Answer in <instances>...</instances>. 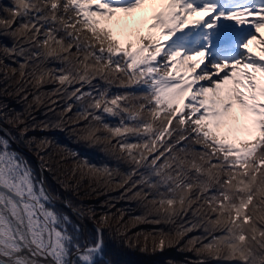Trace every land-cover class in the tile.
Returning <instances> with one entry per match:
<instances>
[{
  "label": "snow or ice",
  "instance_id": "1",
  "mask_svg": "<svg viewBox=\"0 0 264 264\" xmlns=\"http://www.w3.org/2000/svg\"><path fill=\"white\" fill-rule=\"evenodd\" d=\"M8 11L0 27L16 46L4 51L25 58L12 73L30 78L34 102L75 98L69 119L84 122V139L129 165L85 160L83 175L130 193L157 223L190 213L177 237L202 226L210 239L199 251L210 257L264 264V0H14ZM50 83L51 94L39 91ZM114 84L124 91L111 93ZM10 122L27 133L19 115ZM102 247L78 242L0 138V264H96Z\"/></svg>",
  "mask_w": 264,
  "mask_h": 264
},
{
  "label": "trees",
  "instance_id": "2",
  "mask_svg": "<svg viewBox=\"0 0 264 264\" xmlns=\"http://www.w3.org/2000/svg\"><path fill=\"white\" fill-rule=\"evenodd\" d=\"M13 5L14 0H0V18H7L10 15L8 9ZM14 46H16L15 38L10 32H5L0 27V124L10 130L21 147L40 158L50 191L69 200L100 229L103 247L101 253L95 258L96 264H237L235 260L210 257L199 251L202 244L210 239L206 236L202 226L177 237L181 225L191 226L193 218L190 213L175 222L160 220L157 223L156 215L149 214L144 204L139 200L130 199V193H125L123 189L116 188L115 185L105 188L95 184L89 176L83 175L84 177L80 178L72 171L63 175L58 174V171L54 170L53 157L49 155L52 148L55 149L56 154L64 156L67 161L73 163V168L77 173L80 170L79 165L85 160L97 166L106 165L119 168L121 172L128 169L129 165L117 160L103 143H90L84 139L80 130L84 122L73 123L79 107V102H76L75 98L69 99L62 94L49 95L44 103L37 105L34 102V94L39 93L30 78H21L18 73L15 75L12 73V69H18L19 65L25 62V58L4 51L5 48ZM93 83L97 89L106 86L103 81ZM21 86L24 90L18 91ZM56 87L58 85L50 83L44 85L39 91L51 94ZM85 90L92 91L87 85ZM123 91L124 89L119 84L111 86L113 94ZM67 104H73L71 113L64 112ZM17 115L28 125L27 133H23V125L10 122V119ZM105 119L112 125L119 123L118 118L106 116ZM57 124L60 126L56 127ZM28 136H32V139L27 140ZM244 138L250 139V137ZM45 141L47 143H44ZM10 146L15 148L12 144ZM23 155L33 167L37 177L40 178L36 161L30 155L24 153ZM45 156L47 159L44 158ZM53 205L58 212L66 214L71 220L69 231L73 235L80 233V239L84 240L83 229L73 215L54 202ZM131 216L143 218L135 220L138 224H136L137 229L131 230L124 226L121 228L123 220ZM105 217H107L106 222ZM116 217L117 220L113 222ZM74 227H76L75 230ZM87 232L89 244L94 245L99 240V231L88 225ZM135 235L141 237V240L134 238ZM197 237L201 238L199 243H190ZM161 238L165 239L163 248L159 246Z\"/></svg>",
  "mask_w": 264,
  "mask_h": 264
},
{
  "label": "rangeland",
  "instance_id": "3",
  "mask_svg": "<svg viewBox=\"0 0 264 264\" xmlns=\"http://www.w3.org/2000/svg\"><path fill=\"white\" fill-rule=\"evenodd\" d=\"M194 19H207V15L206 14H204V15H201V16H199V17H195ZM254 46H256L255 44H253V46L252 47H254ZM256 48V47H255ZM257 49V48H256ZM257 51H258V49H257ZM203 65H201V67H202ZM11 82H13V81H11ZM57 113L59 112V109L56 111ZM10 136L16 141V139H15V137L13 136V134L10 132V130L9 129H7V128H4L1 124H0V138H4V139H7L8 140V142H9V145L10 144H12L13 146H15L14 145V143L11 141V139H10ZM30 139H32V136H28V138H27V140H30ZM16 143L18 144V142L16 141ZM19 145V144H18ZM19 147L21 148V149H23V150H25V151H27V152H29V153H31L30 151H28V150H26L25 148H23V147H21L20 145H19ZM43 147H44V145H43ZM10 148L13 150V151H15V152H17L20 156H21V158H23L25 161H27V159L24 157V155H23V153L24 154H27V153H25V152H23L21 149H19V148H17L16 146H15V148H12L11 146H10ZM45 148V147H44ZM32 155H34L35 157H37L39 160H40V158L38 157V156H36L35 154H33V153H31ZM28 155V154H27ZM49 155L51 156V157H53V160H54V163H53V166H54V170H57L58 171V174H60V175H63L64 173H66V172H69V171H72L76 176H78V177H80V178H82V177H84L83 176V174H82V172H81V170H79L78 171V173L76 172V170L73 168L74 167V165H73V163H71L70 161H67L65 158H64V156H59L58 154H56L55 153V149L54 148H52V151L49 153ZM44 158H46L47 159V156H45ZM40 162H41V160H40ZM27 163H28V161H27ZM29 164V163H28ZM30 165V164H29ZM41 165H42V162H41ZM31 166V165H30ZM42 167H43V165H42ZM33 168V167H32ZM38 169H39V166H38ZM43 170H44V167H43ZM46 178V177H45ZM77 178V177H76ZM40 179H41V177H40ZM47 182V181H46ZM47 185H48V183H47ZM48 188H49V186H48ZM50 190V189H49ZM51 192V191H50ZM52 193V192H51ZM52 194H54V193H52ZM55 195V194H54ZM63 199V198H62ZM63 200H66V201H68L69 202V200H67V199H63ZM53 202V201H52ZM55 203V202H54ZM70 203V202H69ZM59 205V204H58ZM72 205V204H71ZM77 209V208H76ZM80 211V210H79ZM81 212V211H80ZM83 213V212H82ZM84 214V213H83ZM62 215H65V216H67L66 214H62ZM74 217V216H73ZM75 218V217H74ZM88 218V217H87ZM118 218H121V217H119L118 216ZM89 219V218H88ZM121 219H123V217L121 218ZM75 220H76V218H75ZM90 220V219H89ZM117 220V217L113 220V222H115ZM136 220V217H130V218H125V220H123V222H122V224H121V228L124 226V227H126V228H129V229H131V230H136L137 229V227H136V224H137V221H135ZM69 221H71V220H69ZM92 223H94L95 224V222L94 221H92V220H90ZM76 222H78L77 220H76ZM79 223V222H78ZM96 225V224H95ZM138 225V224H137ZM79 226H81V224L79 223ZM88 226V225H87ZM97 226V225H96ZM128 226H131V227H128ZM81 228L83 229V227L81 226ZM74 230L76 229V227H74L73 228ZM75 235V237L77 238V240H78V242L82 245V246H84V247H87V246H89L90 244H89V236H88V232H87V235H86V238H85V234H84V231H83V235H84V240L83 239H80V233H75L74 234ZM134 238H138V239H140L141 240V237H138L137 235H135L134 236ZM99 239H102V236H101V234L99 235ZM75 252V251H74ZM76 256L77 255H75L74 256V261H75V258H76Z\"/></svg>",
  "mask_w": 264,
  "mask_h": 264
},
{
  "label": "water",
  "instance_id": "4",
  "mask_svg": "<svg viewBox=\"0 0 264 264\" xmlns=\"http://www.w3.org/2000/svg\"><path fill=\"white\" fill-rule=\"evenodd\" d=\"M10 139L11 141L14 143V145L21 149L19 147V145L16 143V141L10 136ZM23 152L27 153L28 155H30L35 161L36 163L38 164L39 166V171H40V176H41V180L43 181L44 183V186L45 188L48 190L49 194L52 196V201L55 202L56 204H59L60 206H62L63 208H65L66 210H68L75 218L76 220L81 224V226L83 227V231H84V234H85V238H86V235H87V225H91L93 227H95L98 231H99V235L101 234V231L100 229L94 224L92 223L85 214H83L82 212H80L78 209H76L73 205H71V203H69L68 201L66 200H63L60 196H57V195H54L50 192L49 188H48V185H47V182H46V178H45V174H44V170H43V167L41 165V162L40 160L35 157L34 155H32L31 153L21 149ZM77 255L76 252H73V259H74V256Z\"/></svg>",
  "mask_w": 264,
  "mask_h": 264
},
{
  "label": "bare ground",
  "instance_id": "5",
  "mask_svg": "<svg viewBox=\"0 0 264 264\" xmlns=\"http://www.w3.org/2000/svg\"><path fill=\"white\" fill-rule=\"evenodd\" d=\"M255 47H256V46L253 47V50H254V51H257V49H256ZM57 196H58V195H57Z\"/></svg>",
  "mask_w": 264,
  "mask_h": 264
}]
</instances>
